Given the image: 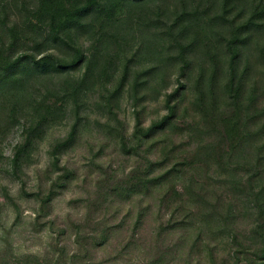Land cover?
Returning <instances> with one entry per match:
<instances>
[{
	"label": "trees",
	"instance_id": "trees-1",
	"mask_svg": "<svg viewBox=\"0 0 264 264\" xmlns=\"http://www.w3.org/2000/svg\"><path fill=\"white\" fill-rule=\"evenodd\" d=\"M10 5L19 8L8 24ZM0 27V119L28 120L10 158L12 172L28 162L35 143L68 106L75 117L50 151L56 165L79 131L84 98L96 93L105 113L117 118L114 108L128 94L135 118L132 144L155 138L163 143L161 156L148 160L142 175H133L128 190L165 187L171 197L176 181L186 180L189 208L183 220L189 225L179 224L200 237L218 223L221 205L220 199L210 200L213 184L202 178L210 171L231 198L221 227L239 247L223 262L264 264V0H0ZM173 66L176 86L168 90ZM31 81L40 82L42 92L33 93ZM160 97L165 113L143 126L145 107H136ZM187 97L193 114L182 125L179 108ZM176 135L193 140L194 149L186 153L182 143L173 142ZM120 138L125 147L127 137ZM175 152L180 159H171ZM188 170L193 174L185 178ZM239 201L256 218L243 240L234 226ZM169 225L161 231L177 224ZM79 252L67 255L60 247L50 257L23 255L19 263L81 264ZM198 257L196 264H217L214 248Z\"/></svg>",
	"mask_w": 264,
	"mask_h": 264
},
{
	"label": "rangeland",
	"instance_id": "rangeland-1",
	"mask_svg": "<svg viewBox=\"0 0 264 264\" xmlns=\"http://www.w3.org/2000/svg\"><path fill=\"white\" fill-rule=\"evenodd\" d=\"M18 8L10 5L7 9L8 24L17 19ZM168 73V90H171L176 86L177 67H170ZM181 81L189 85V81L183 78ZM30 89L37 95L44 87L31 81ZM188 99L179 108L182 125L193 114ZM101 102L96 93L84 98L79 131L59 156L57 165L50 151L70 129L75 117L71 106L49 125L35 143L28 162L16 172H12L10 158L16 144L23 140L28 120L8 123L7 119H0V264H20L21 256L26 254L50 257L60 247L67 255L80 249L81 264H196L199 252L209 248H214L217 264H232L233 260L223 262V259L239 247L221 227L222 215L231 198L219 184L220 177L208 170L202 173L204 183L213 184L210 200L220 199L221 205L215 213L218 223L199 237L192 227L184 229L189 225L188 219L183 220L189 208L184 202L190 190L186 180L176 181L177 190L171 197L165 195V187L146 193L128 190L134 176L143 174L148 160L161 156L163 143L155 138L157 142L153 139L137 146L132 144L130 135L135 118L128 94L120 97L114 108L117 118L105 113L99 105ZM142 105L145 107L141 110L143 126L165 113L163 97L140 103L136 109L140 110ZM121 135L127 137L125 147ZM173 142L182 143L186 153L196 144L183 135L174 136ZM180 155L175 152L171 159H180ZM191 174L188 170L185 178ZM49 193L50 199L42 204L41 198ZM242 205L243 202L237 203L235 213L238 209L240 213L234 219L241 240L250 234L256 222L253 213H245ZM183 221L187 225L181 226ZM169 224L177 225L161 231ZM248 263L252 262L237 260V264ZM199 264L206 263L200 260Z\"/></svg>",
	"mask_w": 264,
	"mask_h": 264
}]
</instances>
